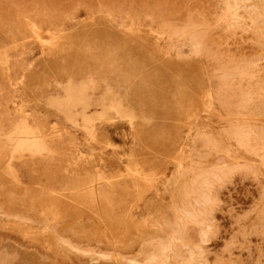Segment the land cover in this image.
Instances as JSON below:
<instances>
[{"label":"rangeland","instance_id":"374dc122","mask_svg":"<svg viewBox=\"0 0 264 264\" xmlns=\"http://www.w3.org/2000/svg\"><path fill=\"white\" fill-rule=\"evenodd\" d=\"M0 264H264V0H0Z\"/></svg>","mask_w":264,"mask_h":264},{"label":"bare ground","instance_id":"6f19581e","mask_svg":"<svg viewBox=\"0 0 264 264\" xmlns=\"http://www.w3.org/2000/svg\"><path fill=\"white\" fill-rule=\"evenodd\" d=\"M39 34V33H38Z\"/></svg>","mask_w":264,"mask_h":264}]
</instances>
